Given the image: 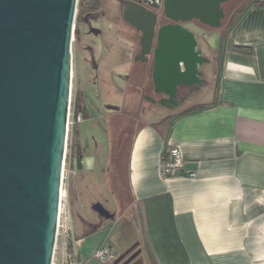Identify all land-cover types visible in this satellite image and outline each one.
Masks as SVG:
<instances>
[{
  "label": "crops",
  "instance_id": "crops-1",
  "mask_svg": "<svg viewBox=\"0 0 264 264\" xmlns=\"http://www.w3.org/2000/svg\"><path fill=\"white\" fill-rule=\"evenodd\" d=\"M237 10L217 28L194 20L224 31L210 95L194 103L163 96L168 113L144 123L129 151L130 206L153 264H264V3L243 0ZM185 24L197 58L186 89L202 87L211 60ZM168 147L179 150L183 171L163 180Z\"/></svg>",
  "mask_w": 264,
  "mask_h": 264
},
{
  "label": "water",
  "instance_id": "water-1",
  "mask_svg": "<svg viewBox=\"0 0 264 264\" xmlns=\"http://www.w3.org/2000/svg\"><path fill=\"white\" fill-rule=\"evenodd\" d=\"M224 1L126 0L122 14L142 32L158 86L193 80L195 43L182 24L219 27ZM76 7L77 0H0V264H51ZM139 255L128 262L143 264Z\"/></svg>",
  "mask_w": 264,
  "mask_h": 264
},
{
  "label": "rangeland",
  "instance_id": "rangeland-1",
  "mask_svg": "<svg viewBox=\"0 0 264 264\" xmlns=\"http://www.w3.org/2000/svg\"><path fill=\"white\" fill-rule=\"evenodd\" d=\"M242 1L225 0L220 5L223 12L221 23H225L241 6ZM113 9L115 10L113 3L102 4V10L105 12H113ZM113 15V13L105 15L102 20L104 27L112 28L115 21ZM78 21L79 18L75 21V36L79 30L80 39L86 42L88 25H79ZM90 25L100 26L98 22L92 23V21ZM185 25L194 32L199 48L211 60L210 64L202 68L206 73L204 78L207 85L181 89L176 96L178 101L185 96L189 103H194L210 95L213 90L218 71L217 62L213 57L218 39L224 36V31L208 28L195 21ZM119 46L120 54L115 58L114 64H116L115 68L123 71L129 67L124 54L127 48L123 37ZM75 71L82 81L81 88L87 100L90 119L69 129L62 185L71 202L81 262L101 264L93 258L99 247L108 249L116 258L138 244L139 258L142 259L143 264H153L149 256H146V245L143 241L141 225L136 220V210L130 206L128 156L137 130L144 123L157 120L168 112L159 105L158 97L151 95L152 102L143 104L140 110L128 109L125 114L123 112L125 95L121 93L117 98L108 100L103 95L107 90L106 85L99 90L88 84L93 76L84 62L75 65ZM102 77L100 76V80L103 79ZM75 90L74 78L71 89V105L74 107ZM103 101L113 104L112 108L119 111L103 109ZM104 112L111 114L114 123L109 121L108 116H104ZM91 228H94L92 233L89 232Z\"/></svg>",
  "mask_w": 264,
  "mask_h": 264
},
{
  "label": "flooded vegetation",
  "instance_id": "flooded-vegetation-1",
  "mask_svg": "<svg viewBox=\"0 0 264 264\" xmlns=\"http://www.w3.org/2000/svg\"><path fill=\"white\" fill-rule=\"evenodd\" d=\"M89 2L86 1L84 13L80 15L78 21L79 25H88L87 36H85L86 42H83V40L80 39L79 30H77L78 34L75 36V22L71 41V89L75 78V98L77 95L85 97L81 88L82 81L80 80L78 72L75 71V65L78 66L81 62L86 63L92 72L91 75L93 76V79L91 78V81L88 84H91L95 89L99 88V90L102 89V86L106 85L107 90L103 95L107 97L108 100L110 98H117L121 93L122 95H125V106H123L124 113L131 108H138V110H140L143 104L152 102L151 95L158 97V103L160 104L164 103L162 102L163 96L166 98L165 102H172L176 100V96L181 89L189 87L188 85L192 82L191 80L187 83H180L171 89L166 85L158 86L155 80H153V55L152 53H144L146 48H143L140 44L142 32L136 30L130 23H128L122 14V6L126 3V0H92V2L88 4ZM104 2L113 3L115 10L113 9V12L103 11L102 4ZM143 6L147 7L146 5ZM108 13L114 14L115 21L112 28H110V26L106 28L102 24L103 18ZM90 21H92V23L98 22L100 26L94 27L90 25ZM163 24L174 25L175 23L163 19ZM122 37L126 42L127 50L124 54L127 62H129V67L121 73L118 68H115L116 64H114V62L115 58L120 54L119 44ZM111 61L113 62L111 63ZM100 76H103V79L100 80ZM86 102L87 100L85 99V109L89 117L85 119L81 112L82 122L90 119V111ZM112 105L113 104L104 101L102 102L103 109L113 112L119 111V109H113ZM110 115L111 114L108 112H104V116H108L109 121L114 123V119ZM134 251L119 260L116 264H132L134 260L131 262H128V260ZM119 256L116 258L114 257L109 264H113Z\"/></svg>",
  "mask_w": 264,
  "mask_h": 264
},
{
  "label": "built area",
  "instance_id": "built-area-1",
  "mask_svg": "<svg viewBox=\"0 0 264 264\" xmlns=\"http://www.w3.org/2000/svg\"><path fill=\"white\" fill-rule=\"evenodd\" d=\"M82 122V114L75 111V107L71 105V97L68 108L67 118V139L69 129ZM67 142V141H66ZM67 148L65 147L64 162L62 166V182L59 194V204L56 220L55 240L52 251L51 264H83L81 262L80 253L78 252L79 239L76 235L75 223L71 208V202L67 192L63 189L64 165ZM183 171V159L177 148L168 147L160 156L159 174L163 180L177 177ZM189 178H193L194 174L189 173ZM93 258L97 259L101 264H109L114 259L111 251L106 248L99 247L93 254Z\"/></svg>",
  "mask_w": 264,
  "mask_h": 264
},
{
  "label": "trees",
  "instance_id": "trees-1",
  "mask_svg": "<svg viewBox=\"0 0 264 264\" xmlns=\"http://www.w3.org/2000/svg\"><path fill=\"white\" fill-rule=\"evenodd\" d=\"M86 1H88V2L90 1L88 4H90L92 2V0H78V3H77V14H76V20L75 21H77V19L80 17V15L82 13H84V6H85ZM263 3H264V0H262V4ZM241 10H242V8L237 10L233 14V16L230 19V23H232L234 21L236 15L238 13H240ZM231 49H233L234 51H237L239 53H243V54H247V55L251 54V50L249 48H247V47L231 45ZM203 107H205V106L201 105V106H197V107H195L193 109H199V108L201 109ZM75 111L76 112H80V113L82 112L85 119L89 117V115L87 114V111L85 109V97H82V96H79V95L76 96V98H75ZM93 230H94V228H91V229H89V232L92 233Z\"/></svg>",
  "mask_w": 264,
  "mask_h": 264
}]
</instances>
